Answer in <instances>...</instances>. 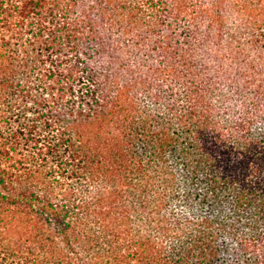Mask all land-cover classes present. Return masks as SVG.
Here are the masks:
<instances>
[{
	"label": "trees",
	"instance_id": "trees-1",
	"mask_svg": "<svg viewBox=\"0 0 264 264\" xmlns=\"http://www.w3.org/2000/svg\"><path fill=\"white\" fill-rule=\"evenodd\" d=\"M0 31L56 91L0 143V264H264V0H0Z\"/></svg>",
	"mask_w": 264,
	"mask_h": 264
},
{
	"label": "rangeland",
	"instance_id": "rangeland-1",
	"mask_svg": "<svg viewBox=\"0 0 264 264\" xmlns=\"http://www.w3.org/2000/svg\"><path fill=\"white\" fill-rule=\"evenodd\" d=\"M9 36L6 31H0V80H3L0 81V143L6 145L13 134H17L24 142L34 125H43L44 99L55 88L52 80L47 77L42 79L44 71L40 72L34 66L27 69L24 58L16 61L18 69L11 76L15 66H12L8 57L15 47H10Z\"/></svg>",
	"mask_w": 264,
	"mask_h": 264
}]
</instances>
